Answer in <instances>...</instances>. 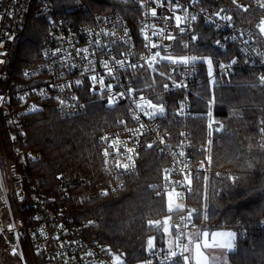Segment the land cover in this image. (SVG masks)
<instances>
[{"label": "built area", "instance_id": "obj_1", "mask_svg": "<svg viewBox=\"0 0 264 264\" xmlns=\"http://www.w3.org/2000/svg\"><path fill=\"white\" fill-rule=\"evenodd\" d=\"M111 1L137 7L130 9L137 20L135 26L118 10L92 11L76 0H0V239L20 264H113L111 251L96 239H90L84 228L72 222L64 204L69 201L82 204L121 191L125 178L139 171L142 150L149 145L156 147L159 155L168 162L165 170H168L169 179L165 180L164 170L161 180L153 186L154 190L167 193L175 189L184 201V219H180L178 231L187 234L202 229L192 226L194 208L188 199L193 177L205 167L203 163H194L193 142L186 121L192 117L198 90L207 84H215L222 75L234 72L242 65L230 61L213 64V76L209 78L207 64L203 61H197L193 67L172 64L165 57L200 56L192 50L195 42L192 38L196 25L201 23L218 33L220 44L216 45L219 51L236 46L246 61L257 66L264 75V55L232 21L223 19L224 11L216 8L214 3L220 0H145L143 7L140 0ZM233 1L241 10L247 9L244 1ZM255 1L259 6L264 3V0ZM177 3L179 7H170ZM151 8L157 10L155 17ZM176 15L182 18L179 27ZM30 17L43 20L47 24V33L40 49V62L19 69L17 49L22 44ZM113 32L114 36L111 35ZM169 36L175 39H168ZM153 44L157 47L153 48ZM84 48L88 52L78 55L76 49ZM156 53L160 55L153 60ZM117 60L123 61V67L115 63ZM101 61H106L116 71L109 75ZM73 64L76 66L72 67ZM132 64L136 68L129 66ZM220 64L226 67L221 68ZM140 70L150 71L152 77L159 76L161 87L146 89L156 86L153 78L150 85H134V76ZM92 75L97 79L103 76L105 85H113L112 92L109 93L106 87L102 90L98 83L93 86L89 79ZM77 79L81 80L79 85ZM127 87L134 89L131 95L126 93ZM121 92L126 94L116 95ZM110 94L115 99L111 105L108 103ZM141 97L162 104L165 113L146 116L136 106L143 103ZM93 101L105 102L114 108L124 107L127 113V117L119 118L114 129L100 137L107 178L93 184L81 169L74 168L60 175L55 196L48 195L41 179L32 176L30 165L40 159V154L26 148L22 121L27 115L42 110L45 104L55 108L61 118L68 119L85 114ZM169 108H176L175 112L185 122L177 139L172 138L166 125L161 123ZM207 127L218 131L222 124L209 121ZM129 148L133 149L131 153L127 151ZM106 149L108 156L104 155ZM129 155L132 161L128 160ZM118 162L119 165L129 164V168L119 166ZM217 174L230 182L238 177L232 168L221 169ZM185 177L191 178L190 185ZM190 212L192 223L187 219ZM181 242L186 243L185 236L181 237ZM167 253L168 250L153 248L145 261L170 264Z\"/></svg>", "mask_w": 264, "mask_h": 264}, {"label": "trees", "instance_id": "obj_2", "mask_svg": "<svg viewBox=\"0 0 264 264\" xmlns=\"http://www.w3.org/2000/svg\"><path fill=\"white\" fill-rule=\"evenodd\" d=\"M238 1H244L247 9L241 10L233 0L214 3L264 55V38L258 27L264 8L255 0ZM76 2L85 3L92 11L118 10L133 26L137 23L130 12L131 8L137 9L135 5L111 0ZM46 33L47 24L43 20L27 19L22 44L17 49L19 69L40 62ZM195 37L192 50L196 54L211 56L213 64L235 59L242 68L198 90L192 117L186 121L193 142L194 163H203L205 167L193 177L188 199L196 210L193 224L237 233L235 252L229 255L231 264H264V133L260 132L264 128V85L259 82L263 74L257 66L246 61L236 46L219 51L215 43L218 33L201 23L195 27ZM152 78L156 86L146 89L160 88L161 78L152 77L148 70L137 71L134 85H150ZM88 109L85 114L63 119L55 108L45 104L42 110L27 115L22 121L26 148L40 154V159L30 165L32 176L41 179L48 195L56 194L60 175L74 168L81 169L93 184L107 178L100 137L114 129L119 118L127 117L126 109L96 101ZM175 111L176 108H169L161 123L166 125L171 137L177 139L185 122ZM209 121L221 123L222 129L211 131L207 127ZM139 164V171L125 178L124 187L118 193L82 204L71 201L64 204L72 222L84 228L90 239L106 246L114 256L120 255L124 264H137L147 259L149 237L154 238V248L165 250V218L171 215L172 234L177 235V225L183 215L182 209L170 212L166 193L157 195L153 188L168 166L156 147H145ZM225 168L237 172L234 182L217 174ZM149 220H158L160 224L149 225ZM4 247L6 244L0 239V250ZM0 264L20 263L12 255L9 261L0 255Z\"/></svg>", "mask_w": 264, "mask_h": 264}, {"label": "snow or ice", "instance_id": "obj_3", "mask_svg": "<svg viewBox=\"0 0 264 264\" xmlns=\"http://www.w3.org/2000/svg\"><path fill=\"white\" fill-rule=\"evenodd\" d=\"M141 2V6H145V0H140ZM179 3L172 5L170 4L171 8H176L179 7ZM261 7H264V3H261L260 5ZM151 14L153 17H155L157 15V10L156 8H151L150 9ZM216 15H219V13H216ZM192 19L195 20L196 17L192 16ZM223 19H227V20H231V17H223ZM175 20L177 23V27H179L180 23L182 22V18L179 15L175 16ZM217 27H219V25H217ZM259 30L261 32V34H264V18H262L260 20V23L258 25ZM181 32L184 31L183 28L180 29ZM105 35H108V33L106 32ZM111 35H115V33L113 32ZM145 39H148L147 36H145ZM168 39H175L174 37L169 36ZM193 40L196 39V37L192 38ZM233 39H235V37H233ZM215 43L217 45L220 44V41L217 40L215 41ZM245 43H247L245 41ZM96 44L99 45L100 42L96 41ZM187 46V45H186ZM153 48L157 47V45L153 44L152 45ZM57 51H60L59 49H57ZM77 54L79 55L80 52H84L87 53L88 49L84 48V49H76ZM160 53H156L155 56L152 57L153 60H155L156 56H159ZM85 59H87V56L84 57ZM63 59V57H62ZM114 59V58H113ZM165 59L169 62H171L172 64H177V63H181L185 66H195L197 61H203L204 63L207 64V75L209 78H211L213 76V58L211 56H189V55H184V56H179V57H174L172 55H167L165 57ZM237 61L235 59L232 60V63L235 64ZM89 64H91V61L88 62ZM115 63L117 65H120L121 67H123V61H115ZM102 66L107 70V72L109 73V75H112L116 69L109 67L108 63L106 61H101ZM76 65L73 64L72 67H75ZM132 68H136L135 64L129 65ZM151 66V65H150ZM221 68L226 67L224 64H220ZM87 70V69H86ZM161 75H164V73H161ZM113 78L115 79V76H113ZM89 79L93 82V86H95L97 83L100 85V88L103 90L105 87L107 88V90L109 91V93L112 92L113 89V85L112 84H107L105 85V81H104V77L101 76L99 79H97L96 75H92L91 77H89ZM259 82L261 85H264V75H260L259 76ZM81 83V80L77 79L76 80V84L79 85ZM165 88L168 87V85H164ZM134 91L133 88L131 87H127L126 88V93L128 95H131V93ZM125 92H121V93H116V95L119 96H124L126 94ZM73 99H75V97H73ZM141 100L143 101V103H137V108L142 110L144 112V114L146 116L149 117H155L157 114L159 115H163L165 113V107L162 104H154L152 103L151 100H144L143 97H141ZM115 102L114 96L113 95H109L108 97V103L111 105ZM61 104L64 103V101H60ZM183 109V104H181V111ZM209 117H211V112L208 113ZM134 119H139V117L134 116ZM262 123H264V121H262ZM141 128L144 127L143 124L140 125ZM209 127H211V123L209 124ZM261 133H264V128L260 129ZM183 135V133L181 134ZM102 139H106V137H102ZM161 143H163V139H161ZM149 147H151V145H149ZM127 151L129 153H131L133 151V149H127ZM105 156H108L109 153L107 151V149L104 152ZM181 156L184 155L183 152L180 153ZM210 159V158H209ZM128 160L132 161V156L129 155L128 156ZM119 165V162H118ZM122 166L125 169L129 168V164H123V165H119ZM134 166V165H133ZM168 170H165V180H168L169 177L167 175ZM185 179H187L188 184L190 185L192 183V180L190 177H185ZM102 194H106V193H102ZM157 195H159V193H157ZM180 196V193L176 192L175 189H173L172 191L167 193V198H168V209L169 211H173L174 208H182L183 205L180 204H176V198H178ZM196 210L193 209L192 212H195ZM192 213L190 212L187 219L189 223H192ZM171 218L170 217H166L165 221H164V232L167 233L169 232V220ZM181 219L183 220L184 217H181ZM205 219H207V216H205ZM91 223V222H89ZM149 225H159L160 221H153V220H149L148 221ZM193 228H195L196 226L193 224L192 225ZM11 227V226H9ZM179 225H177V228L179 229ZM184 227H187V225H184ZM188 240V243H182L181 242V237L185 236ZM210 237V239H209ZM236 234L234 232L231 231H227V232H223V231H219V232H211L209 233V231L207 230H201V229H196V231L194 233H187L185 234L182 231H179L178 234L175 237V249L179 250H172V248L169 249L168 253H167V259H169L170 264H221V260L218 257H209V255L206 254L205 250L206 249H215V248H222L225 249L227 251H233L235 248V244H234V240H235ZM168 243L171 245L173 243V241H168ZM148 249L151 250L152 248H154V238L153 237H149L148 241ZM90 255V253H88ZM113 264H124V261L121 259L120 255H116L113 257ZM144 264H151V261H145ZM222 264H228V260L227 257L225 256L223 258Z\"/></svg>", "mask_w": 264, "mask_h": 264}, {"label": "rangeland", "instance_id": "obj_4", "mask_svg": "<svg viewBox=\"0 0 264 264\" xmlns=\"http://www.w3.org/2000/svg\"><path fill=\"white\" fill-rule=\"evenodd\" d=\"M262 36L264 38V34H262ZM210 85H213V84H210ZM1 165L3 166V162H1ZM167 193H166V201H167V206H168ZM175 203L176 204L183 205V207L182 208H174L173 211L180 210V209H183L185 207L184 201L180 197L176 198ZM173 211H171V212H173ZM167 217H170L171 218L169 220V232H167V233L164 232V234H165V242L167 244H169L168 241H172L174 236L172 234V229H171V220H172V217H171V215H168ZM163 231H164V228H163ZM185 239H186V243H187L188 240L186 238V235H185ZM147 248H148V244H147ZM205 252H206L207 255H209L210 258L211 257H218V258H220L221 264H222L223 258L226 256L227 257V260H228V264H231L228 255H226V253H225V251L223 249H220V248L206 249ZM0 255H1V257L3 259H6L7 261H9V258H10L11 255L9 253V247L7 245H6V247H4L3 249L0 250Z\"/></svg>", "mask_w": 264, "mask_h": 264}, {"label": "crops", "instance_id": "obj_5", "mask_svg": "<svg viewBox=\"0 0 264 264\" xmlns=\"http://www.w3.org/2000/svg\"><path fill=\"white\" fill-rule=\"evenodd\" d=\"M198 229V228H197ZM178 230V229H177ZM202 231L203 230H207V231H209V233H211V232H219V231H223V232H227V231H231V232H234L235 234H236V237H235V240H234V244H235V248H234V250L233 251H227V250H225V249H223L224 251H225V253H226V255H228V257H229V255L231 254V253H233V252H235V249H236V240H237V233L234 231V230H230V229H219V230H211V229H209V228H207V227H204V228H202L201 229ZM196 231V229H194V230H192V231H190L189 233H194ZM179 232V231H178ZM174 237H173V243L170 245V244H167L166 243V247L164 248L165 250H168L169 251V249L170 248H172V250H174L175 249V237H176V235H173ZM209 239H210V237H209ZM187 243H188V241H187ZM153 249V248H152ZM220 249H222V248H220ZM149 250V249H148ZM150 251V250H149Z\"/></svg>", "mask_w": 264, "mask_h": 264}]
</instances>
